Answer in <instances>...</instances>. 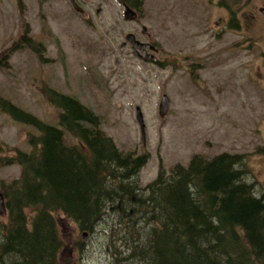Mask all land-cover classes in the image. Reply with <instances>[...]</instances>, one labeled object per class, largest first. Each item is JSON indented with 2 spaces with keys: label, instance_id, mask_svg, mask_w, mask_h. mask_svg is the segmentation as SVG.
<instances>
[{
  "label": "rangeland",
  "instance_id": "374dc122",
  "mask_svg": "<svg viewBox=\"0 0 264 264\" xmlns=\"http://www.w3.org/2000/svg\"><path fill=\"white\" fill-rule=\"evenodd\" d=\"M140 1L136 23L123 19L116 0H82L81 16L67 0H0V97L57 126L59 109L43 89L75 96L98 116L117 149L148 154L138 174L141 185L161 169L187 165L194 153L227 151L243 154L248 180L264 193V0L236 1L239 28L229 26L216 0ZM141 25L160 46L158 64L136 59L122 46L126 33L140 34ZM25 31L41 43L40 51L19 44ZM163 95L169 105L161 115ZM29 134H37L33 126L0 110L2 192L20 174L9 159L30 150ZM53 216L63 261L113 264L107 247L112 240L103 237V227L90 233L61 213ZM6 221L7 210L0 213V223ZM101 224L126 232L115 213ZM122 233L114 236L118 244Z\"/></svg>",
  "mask_w": 264,
  "mask_h": 264
},
{
  "label": "trees",
  "instance_id": "16d2710c",
  "mask_svg": "<svg viewBox=\"0 0 264 264\" xmlns=\"http://www.w3.org/2000/svg\"><path fill=\"white\" fill-rule=\"evenodd\" d=\"M236 1L220 6L229 26L239 28ZM21 39L20 45L40 51L26 31ZM43 93L59 109L57 126L0 97L2 112L37 131L29 134L30 150L9 159L20 174L3 187L0 264H67L54 213L90 233L103 227L113 264H264V193L248 180L243 154L194 153L187 165L161 169L141 185L138 172L148 154L117 149L98 116L75 96L52 88ZM108 213L125 233L102 226ZM121 233L118 244L114 236Z\"/></svg>",
  "mask_w": 264,
  "mask_h": 264
},
{
  "label": "flooded vegetation",
  "instance_id": "af4514ba",
  "mask_svg": "<svg viewBox=\"0 0 264 264\" xmlns=\"http://www.w3.org/2000/svg\"><path fill=\"white\" fill-rule=\"evenodd\" d=\"M74 1L76 2V4H78L83 9L82 13H76V14H78L80 16L84 15L85 9H84L82 0H74ZM116 1L122 7V15H123L125 8L130 7L137 14L136 19L134 21H131V22H136V23L140 22V18L142 17V13H141V6L142 5H141L140 0H116ZM221 1L222 0H216V4L218 5L219 8H222L224 10V8L222 6H220ZM68 4H69V1H68ZM69 6L72 8L71 4H69ZM137 30H133V31L128 32V33L134 34L135 40H138L139 42H141L143 44L146 43L148 45H151L152 47L148 46V47H142L141 49L139 48V49L134 50L132 48V45L129 42H123L122 46L123 47L128 46L130 48L132 56L136 59L142 60L144 62H148V63L153 64V65L160 63V60L158 58L160 46L158 45V43H157V45L154 43V40L151 38V35L148 32V29L147 28L143 29V25H141V27H140V34H139V31H137ZM27 35H28V37H30V35L28 34V31H27ZM126 43H128V44H126Z\"/></svg>",
  "mask_w": 264,
  "mask_h": 264
},
{
  "label": "water",
  "instance_id": "95a60500",
  "mask_svg": "<svg viewBox=\"0 0 264 264\" xmlns=\"http://www.w3.org/2000/svg\"><path fill=\"white\" fill-rule=\"evenodd\" d=\"M72 8L74 11L78 12V13H82L83 10L80 6H78V4H76V2L74 0H69ZM137 16L136 12H134L131 8L129 7H126L124 12H123V17H124V20H133L135 19ZM145 29V27H143ZM125 39L127 41H129L132 45V48L134 50H136V48H142V47H152L151 45H148V44H142L136 40H134V36L133 34H127ZM168 105H169V99L166 95H163L162 99H161V102L159 104V112L160 114L162 115L165 111L168 110ZM137 120H138V123L140 124V127H141V130L143 132V127H144V124H143V119H142V113L140 112L139 109H137ZM4 197H3V194L1 193L0 191V213L1 212H4ZM83 236H85V233L83 234Z\"/></svg>",
  "mask_w": 264,
  "mask_h": 264
}]
</instances>
